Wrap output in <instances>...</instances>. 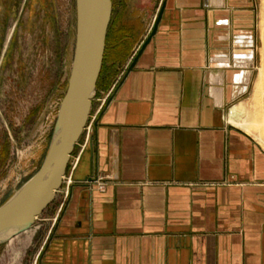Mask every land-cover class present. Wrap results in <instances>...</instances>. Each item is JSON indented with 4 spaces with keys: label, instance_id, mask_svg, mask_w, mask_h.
Listing matches in <instances>:
<instances>
[{
    "label": "crops",
    "instance_id": "1",
    "mask_svg": "<svg viewBox=\"0 0 264 264\" xmlns=\"http://www.w3.org/2000/svg\"><path fill=\"white\" fill-rule=\"evenodd\" d=\"M129 1L143 27L114 30L95 93L109 97L33 264H264V148L227 121L250 78L231 69L249 66L252 0Z\"/></svg>",
    "mask_w": 264,
    "mask_h": 264
},
{
    "label": "rangeland",
    "instance_id": "2",
    "mask_svg": "<svg viewBox=\"0 0 264 264\" xmlns=\"http://www.w3.org/2000/svg\"><path fill=\"white\" fill-rule=\"evenodd\" d=\"M112 2L108 54L102 73L106 72L112 59L114 40L118 37L114 30L126 25L136 31L143 27L139 18L142 11L136 8L134 1ZM4 10L10 18L8 28L14 29V35L11 51L0 66V206L36 175L48 150L74 55L76 0H0V12ZM250 10L253 46L247 52L250 55L249 66H237L240 62L234 61L231 69L237 78L245 74L244 71L250 74L247 84H244L245 93L239 99L248 110L253 109L254 85L264 61V0H252ZM135 37L133 35L118 54V62L123 60ZM5 41L4 33L2 37L0 35V48ZM94 105L92 99V107ZM251 117L259 123L258 129L264 137V112H252ZM77 152L78 146L73 154ZM70 163L71 158L67 174L71 171ZM63 202L64 195L56 193L53 202L35 221L29 242L22 248L20 246L14 257L12 248L19 246L24 234L0 245V264H14L18 253H21V259L16 264H33L39 250L37 242L41 235L49 233Z\"/></svg>",
    "mask_w": 264,
    "mask_h": 264
},
{
    "label": "water",
    "instance_id": "3",
    "mask_svg": "<svg viewBox=\"0 0 264 264\" xmlns=\"http://www.w3.org/2000/svg\"><path fill=\"white\" fill-rule=\"evenodd\" d=\"M76 41L66 92L56 116L51 140L40 170L0 206V245L35 225L62 186L71 155L87 124L100 79L112 22V0H76ZM153 30L127 68L128 74L156 34ZM91 180V179H90Z\"/></svg>",
    "mask_w": 264,
    "mask_h": 264
},
{
    "label": "bare ground",
    "instance_id": "4",
    "mask_svg": "<svg viewBox=\"0 0 264 264\" xmlns=\"http://www.w3.org/2000/svg\"><path fill=\"white\" fill-rule=\"evenodd\" d=\"M244 77L245 76H242L241 74L238 76V80H242L244 79ZM252 102H253L252 110H248L247 107L243 105L245 103L242 102L234 105L227 114V121L233 126H236L237 128H240L244 130L246 133L250 134L258 142V144H261V146L264 148V137L261 131L258 129L259 123L256 121L255 117L254 118L251 117L252 112L254 114L260 111L262 113L264 112V61L261 64L258 78L254 85ZM33 228L34 226L31 229L25 231L24 233L32 230Z\"/></svg>",
    "mask_w": 264,
    "mask_h": 264
},
{
    "label": "built area",
    "instance_id": "5",
    "mask_svg": "<svg viewBox=\"0 0 264 264\" xmlns=\"http://www.w3.org/2000/svg\"><path fill=\"white\" fill-rule=\"evenodd\" d=\"M108 97H109V95L107 94L101 98L98 97L95 99V93H94L93 101H95V105H94V107L91 108V112H90L87 124L83 130V134L81 136V137H83V139L81 141L79 140V142L76 145V146H78V152L76 154L71 155V163H70V165H71L70 170L71 171L68 174L66 173V175L63 177L62 186L56 192V193H62V195H64V202L60 205V208L58 210L56 218L54 219V221L52 223V226H51L49 233L51 232L53 226L55 225V223L58 220V216L61 214V212L64 208V204L66 202V199L68 198V196L70 194V188L74 184L73 173L76 170V168L78 167V164H79L80 159H81V155L83 154L87 144L92 139V134H93L95 125L97 123V119H98L102 109L104 108Z\"/></svg>",
    "mask_w": 264,
    "mask_h": 264
},
{
    "label": "trees",
    "instance_id": "6",
    "mask_svg": "<svg viewBox=\"0 0 264 264\" xmlns=\"http://www.w3.org/2000/svg\"><path fill=\"white\" fill-rule=\"evenodd\" d=\"M30 236H31V230L26 232V233H24V237L22 239L20 238V240H19V246L17 248L16 247L12 248L13 257L15 255V253L20 250L19 249L20 246L22 248L25 244H27V242H29L28 240H29Z\"/></svg>",
    "mask_w": 264,
    "mask_h": 264
}]
</instances>
